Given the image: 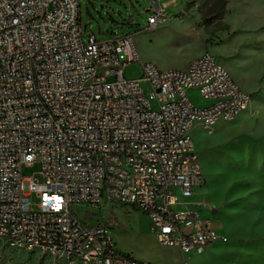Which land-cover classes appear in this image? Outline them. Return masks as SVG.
I'll list each match as a JSON object with an SVG mask.
<instances>
[{"label": "built area", "instance_id": "obj_1", "mask_svg": "<svg viewBox=\"0 0 264 264\" xmlns=\"http://www.w3.org/2000/svg\"><path fill=\"white\" fill-rule=\"evenodd\" d=\"M80 8L0 0V242L62 264H147L120 251L107 224L73 210L114 205L147 214L158 242L189 257L228 242L202 216L212 210L191 131L236 119L252 95L210 51L161 69L142 61L134 35L86 40ZM131 62L141 78L125 77ZM189 89L214 102L197 107ZM34 163L44 183L23 176Z\"/></svg>", "mask_w": 264, "mask_h": 264}, {"label": "rangeland", "instance_id": "obj_2", "mask_svg": "<svg viewBox=\"0 0 264 264\" xmlns=\"http://www.w3.org/2000/svg\"><path fill=\"white\" fill-rule=\"evenodd\" d=\"M152 1L79 0L85 39L94 34L106 42L134 35L142 61L161 69H180L186 60L210 51L252 95L250 107L236 119L208 128L196 123L191 131L206 178L203 197L212 210L202 216L220 225L219 233L229 241L189 257L162 246L150 230V217L133 206L73 210L87 221L107 224L118 249L147 264H264V0H229L220 19L204 17L210 4L203 0H156L167 21L155 30L149 24L157 13ZM124 75L141 78V63H127ZM203 98L197 93L191 100L197 107L208 106ZM41 168L40 163L24 166L22 174L44 183ZM0 264L62 263L0 242Z\"/></svg>", "mask_w": 264, "mask_h": 264}, {"label": "trees", "instance_id": "obj_3", "mask_svg": "<svg viewBox=\"0 0 264 264\" xmlns=\"http://www.w3.org/2000/svg\"><path fill=\"white\" fill-rule=\"evenodd\" d=\"M204 4H210V9L208 12H206V14H204V17L206 19H217V18H222L225 10H226V6L229 2V0H203ZM214 1V2H213ZM155 2L158 4V2L155 0ZM214 6V8L212 9L211 7ZM138 209V208H135Z\"/></svg>", "mask_w": 264, "mask_h": 264}, {"label": "crops", "instance_id": "obj_4", "mask_svg": "<svg viewBox=\"0 0 264 264\" xmlns=\"http://www.w3.org/2000/svg\"><path fill=\"white\" fill-rule=\"evenodd\" d=\"M165 10V9H164ZM165 12V11H164ZM160 21H163V22H165V21H167V18H165L164 16H161V18H160ZM203 54V53H202ZM197 57V56H196ZM195 58V57H194ZM191 59H193V58H191ZM191 59H189V60H186L185 62H184V65L180 68V69H185L186 67H187V65H188V62L191 60ZM187 93H188V96L190 97V99H192V98H194V96H196L197 95V93L199 94V92L196 90V89H189L188 91H187ZM206 102H208V104L207 105H211L213 102H214V100H211V99H207V98H203ZM211 174V173H210ZM204 188L206 189V186H204L202 189H201V193L202 194H204L203 193V190H204ZM210 193V191L209 192H206L205 194H209ZM203 199H204V201L205 202H207V197L205 196V197H203ZM208 203V202H207ZM220 228V226H217V228Z\"/></svg>", "mask_w": 264, "mask_h": 264}, {"label": "water", "instance_id": "obj_5", "mask_svg": "<svg viewBox=\"0 0 264 264\" xmlns=\"http://www.w3.org/2000/svg\"><path fill=\"white\" fill-rule=\"evenodd\" d=\"M153 4H154V6L157 8V9H159V7H158V5H157V3L154 1L153 2Z\"/></svg>", "mask_w": 264, "mask_h": 264}, {"label": "bare ground", "instance_id": "obj_6", "mask_svg": "<svg viewBox=\"0 0 264 264\" xmlns=\"http://www.w3.org/2000/svg\"><path fill=\"white\" fill-rule=\"evenodd\" d=\"M207 187H209L208 185H207ZM220 226V225H219ZM222 227V226H221Z\"/></svg>", "mask_w": 264, "mask_h": 264}]
</instances>
